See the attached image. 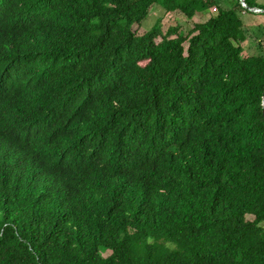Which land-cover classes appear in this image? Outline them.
<instances>
[{"label": "trees", "instance_id": "obj_1", "mask_svg": "<svg viewBox=\"0 0 264 264\" xmlns=\"http://www.w3.org/2000/svg\"><path fill=\"white\" fill-rule=\"evenodd\" d=\"M210 3L0 0V264H264V14L133 28Z\"/></svg>", "mask_w": 264, "mask_h": 264}, {"label": "rangeland", "instance_id": "obj_2", "mask_svg": "<svg viewBox=\"0 0 264 264\" xmlns=\"http://www.w3.org/2000/svg\"><path fill=\"white\" fill-rule=\"evenodd\" d=\"M210 1L212 3H210ZM224 1L225 0H207L208 3L212 4L211 6H209V9L205 13H203L202 17L196 16L192 19L187 18L186 15L180 12L168 13L165 10L163 11V9H160V8L154 9L151 13V16H149L148 19H146L145 21L141 23L140 25L141 28L138 25H134L133 28L139 31V34H142L143 32H146L147 30L152 28L155 24H158L160 22L163 25L164 30H167L168 27L171 25L172 26L181 25L180 28H183L182 31L185 30V33H187L194 26L195 23L204 22L210 19L211 17L216 16L217 6L223 5ZM253 1L255 2L257 7H259V9L261 8L264 9V0H253ZM249 17L251 16H247L246 18L248 19ZM248 23L250 25L248 27L251 28L253 37H251V44L248 50L244 52V55L249 56L252 54H262L264 53V45H262V43H264V34L253 23L249 21ZM260 23L264 25L263 20H261ZM262 29L264 31V27H262ZM172 37H175V35ZM160 40L161 38L158 39V41ZM187 45L188 44H185V46ZM248 218L253 219V216H248ZM263 226H264V222H263ZM108 254L109 252L106 253V255Z\"/></svg>", "mask_w": 264, "mask_h": 264}, {"label": "water", "instance_id": "obj_3", "mask_svg": "<svg viewBox=\"0 0 264 264\" xmlns=\"http://www.w3.org/2000/svg\"><path fill=\"white\" fill-rule=\"evenodd\" d=\"M242 7L246 8L248 11L256 14H264V9L252 8L248 5L247 0H240Z\"/></svg>", "mask_w": 264, "mask_h": 264}]
</instances>
